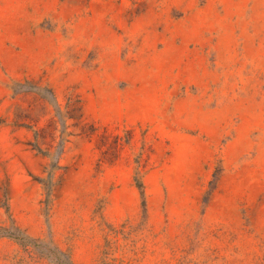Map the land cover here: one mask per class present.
Returning a JSON list of instances; mask_svg holds the SVG:
<instances>
[{
	"label": "rangeland",
	"instance_id": "rangeland-1",
	"mask_svg": "<svg viewBox=\"0 0 264 264\" xmlns=\"http://www.w3.org/2000/svg\"><path fill=\"white\" fill-rule=\"evenodd\" d=\"M12 226L63 264H264V0H0Z\"/></svg>",
	"mask_w": 264,
	"mask_h": 264
},
{
	"label": "trees",
	"instance_id": "trees-1",
	"mask_svg": "<svg viewBox=\"0 0 264 264\" xmlns=\"http://www.w3.org/2000/svg\"><path fill=\"white\" fill-rule=\"evenodd\" d=\"M35 139H36V142H34L32 144L33 149H35L39 154H42V155L47 156V157H51L49 154H46L45 152H43V150L39 146L38 136H37L36 132H35ZM56 169H58L57 165L53 164L52 169L49 172L50 173V182H51L52 175ZM135 182H136L137 188L140 190L142 195H144L145 186H144L142 179L139 176H136ZM44 185H45V189H46L48 199H49L50 195H51V191H52V186H51L52 184L48 183L46 186V183H45ZM4 236L16 240L17 242H19L21 244V246H23L27 249H33L35 251V253L40 254L39 255L40 258H46V259L48 258L53 263L63 264L62 260L58 256V252H56L55 250H52L50 252H45L39 244H35V242H33V239L30 238L28 235H26L18 227H15V226H12L11 228L0 227V237H4ZM69 264H73V263L70 261Z\"/></svg>",
	"mask_w": 264,
	"mask_h": 264
}]
</instances>
